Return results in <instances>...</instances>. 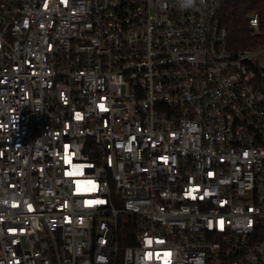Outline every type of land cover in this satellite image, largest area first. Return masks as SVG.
Segmentation results:
<instances>
[{"label":"built area","instance_id":"obj_1","mask_svg":"<svg viewBox=\"0 0 264 264\" xmlns=\"http://www.w3.org/2000/svg\"><path fill=\"white\" fill-rule=\"evenodd\" d=\"M226 1L0 0V264H264V15L230 50Z\"/></svg>","mask_w":264,"mask_h":264},{"label":"trees","instance_id":"obj_2","mask_svg":"<svg viewBox=\"0 0 264 264\" xmlns=\"http://www.w3.org/2000/svg\"><path fill=\"white\" fill-rule=\"evenodd\" d=\"M254 10L264 15V0H227L220 8L218 16L221 25L226 28L227 46L230 50L253 49L261 42L250 35L247 23L249 13ZM121 232L123 235H120V244L125 246L130 243L126 238L127 230ZM115 264H122L120 255Z\"/></svg>","mask_w":264,"mask_h":264},{"label":"snow or ice","instance_id":"obj_3","mask_svg":"<svg viewBox=\"0 0 264 264\" xmlns=\"http://www.w3.org/2000/svg\"><path fill=\"white\" fill-rule=\"evenodd\" d=\"M166 255H168V254H166Z\"/></svg>","mask_w":264,"mask_h":264}]
</instances>
